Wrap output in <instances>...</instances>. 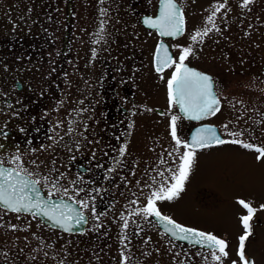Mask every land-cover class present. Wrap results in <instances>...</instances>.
<instances>
[{"label": "flooded vegetation", "instance_id": "1", "mask_svg": "<svg viewBox=\"0 0 264 264\" xmlns=\"http://www.w3.org/2000/svg\"><path fill=\"white\" fill-rule=\"evenodd\" d=\"M207 1L201 8L200 0H175L182 31L163 36L145 23L160 16L161 0H0V159L14 167L11 158L19 155L18 163L41 180L45 195L51 181L62 177L61 189L69 190L64 198L88 201V207L77 204L87 218L85 229L72 234L95 226L92 236L106 244L117 231L114 224L124 228L127 222L120 238L125 246L161 240L209 251L173 240L154 215L140 211L153 192L174 182L169 169L179 168L192 130L196 135L197 129H215L226 141H210L196 151L224 145L259 155L255 149L264 147V0L247 7L243 0ZM220 4L224 7L216 11ZM205 29L211 31L194 42L192 36ZM161 45L177 63L183 49L192 48L184 63L212 77L220 101L215 115L188 119L170 102L168 80L175 65L157 72ZM173 115L179 117V146L171 135ZM196 164L172 200L190 197L206 206L212 199H230L225 188L240 182L226 175L196 178L191 173ZM43 177L49 179L47 188ZM239 197L231 200L240 205L239 215H247ZM164 201L155 202L161 214L220 237L178 220ZM250 224L245 248L264 231V210L256 209Z\"/></svg>", "mask_w": 264, "mask_h": 264}, {"label": "rangeland", "instance_id": "2", "mask_svg": "<svg viewBox=\"0 0 264 264\" xmlns=\"http://www.w3.org/2000/svg\"><path fill=\"white\" fill-rule=\"evenodd\" d=\"M204 8L207 0H200ZM60 32L63 21L60 23ZM183 154V151H181ZM258 155L227 149H201L196 151V178H234L239 184L226 187L233 198L240 195L244 201L259 211L264 210V158ZM204 195L206 193H203ZM212 199L203 206L190 197H179L164 201L172 214L180 221L210 229L228 243L229 255L223 264H242L238 255L239 237L245 234L240 224L241 209L236 201ZM211 204H215L212 206ZM248 210H246L247 212ZM126 211L119 210V214ZM13 225L16 227L13 228ZM100 225V224H99ZM117 231L106 244H101L92 236L93 229L84 234H68L43 224L30 213H15L0 208V264H219L212 259L209 251L196 250L188 246H177L166 241L158 245L125 246L121 243L120 223L114 224ZM121 228V229H120ZM153 234V233H152ZM151 236V235H150ZM256 241L246 243L245 256L251 257L254 264H264V231L258 232ZM156 238L159 235L156 234ZM219 254V253H217ZM127 257V260L124 258Z\"/></svg>", "mask_w": 264, "mask_h": 264}, {"label": "snow or ice", "instance_id": "3", "mask_svg": "<svg viewBox=\"0 0 264 264\" xmlns=\"http://www.w3.org/2000/svg\"><path fill=\"white\" fill-rule=\"evenodd\" d=\"M253 0H243V6L247 7ZM162 9L160 16L153 20L147 18L145 23H148L153 28H158L160 34L163 36H175L181 31L182 15L180 7L175 3V0H161ZM224 5L217 6L216 11L223 8ZM215 11L208 17L209 22L213 21ZM211 29H205L203 32H196L192 36V40L197 41L198 37L207 35ZM163 49V56H160V49L157 52V72L163 71L165 67H172L175 65V71L168 80V88L170 95V102L174 105H179L182 112L186 113L188 119L200 120L207 115H215L220 110V101L216 94L212 91L213 79L211 76L195 71L189 68L184 61L192 54V48L186 47L179 56V62L172 59L167 49L161 45ZM95 55V52L93 53ZM178 116L173 115L171 118V135L176 140L177 145L181 144V140L177 136V120ZM207 133V134H205ZM235 135V134H233ZM216 144H223L226 141L217 136L215 129H197L191 141H184L183 147L186 149L182 155L179 156L181 161L178 169H169L174 182L167 188L157 190L152 193L146 208L141 209L146 215H154L159 222L164 224L165 232L170 235L173 240L186 241L193 246H200L207 248L210 251L212 259L219 264H223V258L229 255L228 243L221 238L211 234L199 231L197 229L188 228L182 224L177 223L171 217L161 215L156 208V200H172L179 196L183 190L184 182L188 179L189 173L192 169L194 157L197 148H204L209 146V142ZM232 143H243L239 140H233ZM2 147V145H0ZM245 148H253L252 143H243ZM121 148V154L124 152ZM259 155L257 159L264 158V147H257L255 149ZM20 156L15 155L11 158L10 163L14 167L5 166L3 159H0V206L6 210L16 213H31L33 217L44 216L53 222L54 227H60L64 231L71 232L73 230V221L75 224L87 223V219L82 212L69 204L64 197L68 195L67 188L61 189L59 179L51 181V188H48L47 198L42 195L43 188L40 179H32L33 173L23 168L18 162ZM166 178V179H168ZM44 188H47L49 179L43 177ZM76 184L77 181H73ZM85 191L80 188L78 192ZM59 193L60 199H52L53 195ZM69 199L73 200L75 204L88 207V201L85 199L76 200L74 196ZM239 203L248 210V214L241 217V223L245 228V234L239 237L238 255L242 264H254L245 256V241L251 235L250 221L253 219V214L256 209L244 200ZM264 208V205L261 206ZM99 219L98 216L95 217ZM16 226L13 225V228ZM128 224L125 222L124 228ZM124 239H127L125 234ZM219 253V254H217ZM127 260V257L124 258ZM233 264H237L236 261Z\"/></svg>", "mask_w": 264, "mask_h": 264}, {"label": "water", "instance_id": "4", "mask_svg": "<svg viewBox=\"0 0 264 264\" xmlns=\"http://www.w3.org/2000/svg\"><path fill=\"white\" fill-rule=\"evenodd\" d=\"M194 136V130H192L191 132H190V134H189V138H188V140H189V142L191 141V139H192V137ZM42 195H44L45 196V198H47V195H45L44 194V192H42ZM52 199H54V200H59L60 199V197H52ZM69 204H72L75 208H77V209H79V207L77 206V204H75L74 203V201H71V200H69V199H67V198H64ZM2 208H4L3 206H1ZM5 209V208H4ZM80 210V209H79ZM81 211V210H80ZM82 212V211H81ZM23 213V212H22ZM82 214L85 216V218H86V215L82 212ZM161 215H163V214H161ZM163 216H166V215H163ZM37 218L43 223V224H45V225H47V226H49V227H51V228H55V229H58V230H60V231H62V232H65V233H81V232H83L84 231V229H85V223H80V224H75V221H73V230L71 231V232H68V231H64L62 228H60V227H54L53 226V222L51 221V220H49L47 217H44V216H37ZM87 219V218H86ZM157 219V221H158V223H159V225H160V227L165 231V229H164V224L163 223H161V222H159V220H158V218H156ZM178 223V222H177ZM180 224V223H179ZM187 227V226H186ZM188 228H192V227H188ZM193 229H196V228H193ZM197 230H199V229H197ZM199 231H202V230H199ZM202 232H205V231H202ZM205 233H208V232H205ZM170 236V235H169ZM218 238H220V237H218ZM222 239V238H221ZM186 242V241H185ZM186 243H188V242H186ZM248 259L250 260V261H252L253 262V260H252V258L251 257H248Z\"/></svg>", "mask_w": 264, "mask_h": 264}, {"label": "bare ground", "instance_id": "5", "mask_svg": "<svg viewBox=\"0 0 264 264\" xmlns=\"http://www.w3.org/2000/svg\"><path fill=\"white\" fill-rule=\"evenodd\" d=\"M31 214V213H30ZM53 229H55V228H53Z\"/></svg>", "mask_w": 264, "mask_h": 264}]
</instances>
